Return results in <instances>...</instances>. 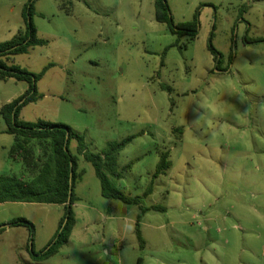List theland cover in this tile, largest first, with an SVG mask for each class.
Returning a JSON list of instances; mask_svg holds the SVG:
<instances>
[{"label":"rangeland","instance_id":"obj_1","mask_svg":"<svg viewBox=\"0 0 264 264\" xmlns=\"http://www.w3.org/2000/svg\"><path fill=\"white\" fill-rule=\"evenodd\" d=\"M26 3L0 0V42L25 28ZM168 4L176 24L200 9L194 40L156 21L155 0L36 1L33 23L48 43L10 63L33 74L48 69L21 120L64 123L92 152L134 136L119 154L116 186L143 206L165 209L142 214L137 205L103 197L94 167L78 156L83 175L72 241L38 262L30 229L8 226L0 232V264H264V0ZM28 88L0 81V176L11 173L14 143L1 108ZM70 150L77 155L76 140ZM164 152L171 166L153 181ZM12 171L25 174L20 163ZM152 181L153 193L144 196ZM63 216L55 204H0V226L16 218L34 225L37 252Z\"/></svg>","mask_w":264,"mask_h":264},{"label":"trees","instance_id":"obj_2","mask_svg":"<svg viewBox=\"0 0 264 264\" xmlns=\"http://www.w3.org/2000/svg\"><path fill=\"white\" fill-rule=\"evenodd\" d=\"M37 0H27L23 16L25 28L10 40L0 42V81L15 79L29 84L25 94L5 104L1 108V115L7 125L6 133L14 136V143L9 150V159L20 163L25 174L15 173L0 176V203H47L63 206L64 216L59 223L58 230L50 240L47 247L37 252L34 249V225L26 219L16 218L8 224L0 226L3 232L8 226H26L31 231V250L33 260L41 262L55 255L64 245L68 244L72 231L76 225L74 205L78 201L75 187L81 179L83 172L79 171V158L92 164L96 175L101 182L102 196L107 199L119 200L127 205H137L142 213L148 211H162L165 208L159 205L150 207L142 205L139 196L132 197L117 188L116 182L123 177V172L118 169V157L120 152L135 138L130 136L121 141L110 142L99 152L89 150L84 137L75 132L64 123H53L45 120L38 122H26L21 120L23 107L38 100L37 83L42 78L45 68L40 74H33L19 65L10 63V58L17 54L26 53L29 48L44 46L48 42L37 35L33 16L36 13ZM72 4V1H69ZM200 9H198L192 21L176 24L170 12L168 0H155V18L159 23H164L173 35L179 37L187 35L194 40L200 30ZM213 34H211V37ZM210 38V49L215 55V60L221 63V54L214 49ZM235 54L230 56V64ZM164 89L169 90L167 87ZM68 131V132H67ZM176 132L183 134L182 128ZM175 132V133H176ZM180 140V138H178ZM77 142V155L70 150L71 141ZM132 163L124 169H130ZM171 166L169 152L160 156L153 181L163 175ZM27 174V175H26ZM153 181L147 188L144 196L153 193ZM71 192V194H70ZM136 234L139 245L144 248L145 241L142 237L139 221L136 223ZM142 264V258L138 259Z\"/></svg>","mask_w":264,"mask_h":264},{"label":"crops","instance_id":"obj_3","mask_svg":"<svg viewBox=\"0 0 264 264\" xmlns=\"http://www.w3.org/2000/svg\"><path fill=\"white\" fill-rule=\"evenodd\" d=\"M8 157H9V153H8ZM10 165H11V173H13V171H12V169L14 168V166H15V162H12L11 160H10ZM78 200H79V198H78ZM0 204H2V203H0ZM153 206V205H152ZM139 207V206H138ZM147 207H150V206H147ZM139 209H140V207H139ZM111 211V210H110ZM75 212V211H74ZM100 214H102L103 215V213H101L100 211H98ZM114 212V207H112V211H111V213H113ZM140 212L142 213V211H141V209H140ZM88 213V212H87ZM142 214H144V213H142ZM75 217H77V215H76V212H75ZM107 219H114L115 218V216H113V215H110V216H108V217H106ZM138 218H139V216H138ZM88 219H90V218H88ZM76 226H77V224L75 225V227H74V229H73V231H72V234H71V237H70V240H69V242L70 241H72V239L74 238V235H75V229H76ZM68 242V243H69Z\"/></svg>","mask_w":264,"mask_h":264},{"label":"water","instance_id":"obj_4","mask_svg":"<svg viewBox=\"0 0 264 264\" xmlns=\"http://www.w3.org/2000/svg\"><path fill=\"white\" fill-rule=\"evenodd\" d=\"M68 132V131H67ZM70 194H71V192H70Z\"/></svg>","mask_w":264,"mask_h":264}]
</instances>
